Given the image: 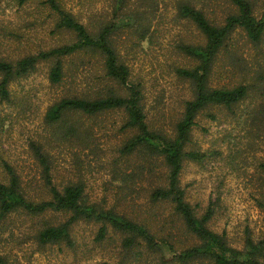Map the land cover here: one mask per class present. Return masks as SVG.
<instances>
[{
  "label": "rangeland",
  "instance_id": "1",
  "mask_svg": "<svg viewBox=\"0 0 264 264\" xmlns=\"http://www.w3.org/2000/svg\"><path fill=\"white\" fill-rule=\"evenodd\" d=\"M43 1L29 0L18 6L16 0H0V59L20 58L73 39L55 28L56 19L46 5L40 4ZM250 1L259 16L264 0ZM59 2L90 31L102 17L109 16L114 6V0ZM183 2L201 10L217 25L235 12L228 0H126L123 11L135 14L136 28L123 27L112 37L131 80L143 86L147 122L152 129L169 135L185 101L193 96L189 85L177 76L176 68L191 67L195 59L180 46H201L204 42L196 27L178 16V4ZM227 44L231 53L221 50L218 54L208 85L232 88L243 84L248 86L249 96L231 111L209 107L197 116L186 150L205 154V158L201 162L184 161L180 186L198 216L210 202L215 203L210 228L224 232L232 246L241 248L245 229L254 239L264 236V210L257 205V200L264 202V128L250 138L251 120L246 113L249 107L257 109L258 94L264 95V76L254 73L264 62V38L255 45L236 30ZM63 70L61 83L52 84L49 64L41 63L31 76L10 84V104L0 101V182L7 181L6 164L15 171L31 200L50 198L31 148L37 144L50 158L52 179L58 189L80 180L90 204L145 224L156 236L167 238L175 251L195 244V237L171 206L151 200V192L164 182L166 168L161 158L147 157L140 150L129 156L120 154L119 149L133 133L122 129L123 113L108 111L92 117L69 113L64 123L47 121L49 109L63 98L117 89L103 77L98 56L76 53L65 57ZM73 124L85 131L84 139L79 133L77 139L64 140L63 134ZM260 124L264 126V122ZM66 217L68 214L57 212L36 218L10 215L0 223V257L4 256L8 264L157 263V255L143 249L141 241L136 245L140 255H126L123 236L110 226L105 239L97 242L99 225L83 220L71 228L72 247L36 241L33 234L37 224L57 225ZM163 253L172 255L167 248Z\"/></svg>",
  "mask_w": 264,
  "mask_h": 264
},
{
  "label": "trees",
  "instance_id": "2",
  "mask_svg": "<svg viewBox=\"0 0 264 264\" xmlns=\"http://www.w3.org/2000/svg\"><path fill=\"white\" fill-rule=\"evenodd\" d=\"M29 0H16L23 6ZM235 12L229 14L222 24L211 23L204 13L188 2L178 4L177 14L181 19L191 22L204 38L201 46H180L182 52L195 59V64L188 68H176V74L187 83L193 93L190 100L185 101L180 119L169 135L161 130L152 129L147 122L144 109V91L140 82L131 80L129 68L119 59L114 47L113 35L123 27L136 28L135 14L124 12L126 0H114L109 16H104L90 31L72 14L66 12L59 0H44L56 19L55 28L71 34L73 39L65 44L39 50L16 59H0V101L12 102L9 86L12 82L25 79L33 74L39 64H49V81L61 83L64 70L63 59L76 53L91 54L102 62L103 77L117 89H108L105 94L84 96L80 98H63L47 112L46 119L50 123H64L69 113L80 116H97L108 111H120L124 114L123 130H132V135L119 149L121 155L129 156L137 150L144 151L147 157L161 158L166 168L163 185L155 188L151 194L152 202L165 203L181 219L185 228L196 242L192 246L175 251L169 240L156 236L145 224L128 219L112 210H105L90 204L85 196V186L79 181L69 182L58 189L52 179L50 158L39 145L31 148L41 170V178L50 194L48 200L35 202L31 200L21 187L15 171L5 164L7 181L0 182V223L12 214H21L29 218L44 216L48 212L68 214L65 221L57 225L43 223L36 225L34 237L42 245L66 244L73 246L71 228L83 220L99 225L96 241H103L107 235V227L120 233L123 237L122 247L126 255L141 254L136 245L157 255L156 264H264V236L254 239L248 229L243 236V247L232 246L223 232L217 233L209 226L216 209L210 202L205 212L198 216L185 198V191L180 186V175L185 160L201 162L205 154L187 151L192 129L196 126L197 116L209 107L220 106L231 111L244 102L249 96L248 86L238 85L232 88H211L209 77L221 50L229 51L228 41L236 30H241L247 40L255 45L264 38V9L259 16L254 13L250 0H228ZM264 58V55H263ZM254 73L264 76V62ZM257 109L249 107L247 117L251 120L248 132L250 138L257 136V130L264 122V95L258 94ZM255 101V98L253 97ZM81 127L70 125L63 134L64 140L77 139L82 136ZM254 136H253V135ZM88 138V137H86ZM264 168V166H262ZM257 205L264 210V202L257 200ZM39 223V222H36ZM163 248L172 255L166 257ZM135 249V250H134ZM0 264H8L7 259L0 257Z\"/></svg>",
  "mask_w": 264,
  "mask_h": 264
}]
</instances>
